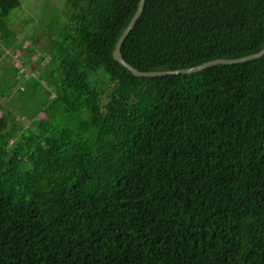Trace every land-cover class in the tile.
Returning <instances> with one entry per match:
<instances>
[{
  "label": "trees",
  "instance_id": "16d2710c",
  "mask_svg": "<svg viewBox=\"0 0 264 264\" xmlns=\"http://www.w3.org/2000/svg\"><path fill=\"white\" fill-rule=\"evenodd\" d=\"M138 4L65 0L18 46L48 58L0 95V264H264V56L136 77L113 52ZM263 49L264 0H145L121 52L168 72Z\"/></svg>",
  "mask_w": 264,
  "mask_h": 264
},
{
  "label": "rangeland",
  "instance_id": "374dc122",
  "mask_svg": "<svg viewBox=\"0 0 264 264\" xmlns=\"http://www.w3.org/2000/svg\"><path fill=\"white\" fill-rule=\"evenodd\" d=\"M64 4L65 0H22L21 6L12 10L5 20L4 27L0 29V95L8 96L11 94L15 96L16 84L14 83L15 80L20 79L19 75L17 77L20 68L19 60L25 62L27 66L31 60L32 62L38 61L39 55L48 58L45 51L42 52L41 49L39 51L37 49L35 54H31L30 59L28 52L24 51L20 54L18 46L24 43L25 47H28L32 40L37 42L39 48L47 46L49 39L47 42L46 39L49 36L46 32L54 28L57 15L59 17L62 15ZM7 31L16 36L4 43L3 34ZM48 60H44L43 63H49ZM6 100L8 98H4L2 102ZM15 104V102L11 103L10 107L14 108ZM41 115L45 118L44 114ZM30 124H32V120L24 122L26 127Z\"/></svg>",
  "mask_w": 264,
  "mask_h": 264
},
{
  "label": "water",
  "instance_id": "95a60500",
  "mask_svg": "<svg viewBox=\"0 0 264 264\" xmlns=\"http://www.w3.org/2000/svg\"><path fill=\"white\" fill-rule=\"evenodd\" d=\"M144 7H145V0H139L137 12L135 13V15H134L133 19L131 20L129 26L127 27V29L125 30V32L123 33L121 38L119 39V41L117 43V46H116V48H115V50L113 52L114 59L117 62H119L123 67H125L127 70H129L136 77H147V78H150V77H159V76H168V75L191 74V73H195V72L201 71L203 69H206L208 67H211L213 65H218V64H222V65L239 64V63H242V62L258 59V58H261L262 56H264V49H263L260 52H258L256 54H253L251 56L245 57V58H241V59H237V60H215V61L208 62V63L202 64L200 66H197V67H194V68H190V69L175 70V71H168V72H141V71L135 69L134 67H132L130 64H128L124 60L122 52H121V48H122V45H123L126 37L134 29L138 18L141 16V14H142V12L144 10Z\"/></svg>",
  "mask_w": 264,
  "mask_h": 264
}]
</instances>
